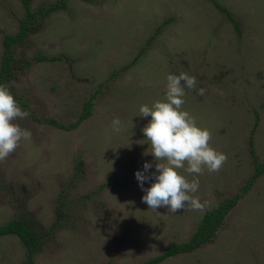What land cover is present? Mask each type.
<instances>
[{
    "label": "rangeland",
    "instance_id": "374dc122",
    "mask_svg": "<svg viewBox=\"0 0 264 264\" xmlns=\"http://www.w3.org/2000/svg\"><path fill=\"white\" fill-rule=\"evenodd\" d=\"M58 1L31 0V9ZM216 1L239 30L211 0H68L15 49L18 61H57L35 60L12 82L30 113L15 123L32 137L0 162V226L27 220L42 246L29 256L17 236L0 237V264H144L187 242L208 210L242 193L256 173L252 135L264 163V0ZM25 15L22 0H0V62L3 35ZM181 72L197 80L185 87L184 110L228 160L198 177L203 211L160 207L157 215L135 175L145 162L153 165L146 174L156 171L142 132L151 117L138 116L139 107L164 99L167 75ZM93 96L92 115L78 127L45 123L71 126ZM162 264H264V172L211 243Z\"/></svg>",
    "mask_w": 264,
    "mask_h": 264
},
{
    "label": "clouds",
    "instance_id": "9594fccd",
    "mask_svg": "<svg viewBox=\"0 0 264 264\" xmlns=\"http://www.w3.org/2000/svg\"><path fill=\"white\" fill-rule=\"evenodd\" d=\"M166 80L164 99L156 100L151 106L144 104L139 107L138 116L151 117L142 132L150 143L147 154L156 161L155 172L146 174L153 165L145 162L144 170L135 173L139 186L145 192L142 201L153 213H157L160 207L173 214L181 209L203 211L208 202L195 195L200 185L198 177L205 170L219 172L228 156L211 146L210 130L199 126L195 117L183 108L185 87L194 89L196 77L181 72L179 75H167ZM199 94L204 95L205 89H199ZM29 115L14 99L8 85L0 84V162L13 154L22 141L31 140V131L15 123ZM111 129L114 132L121 130L119 118L113 119ZM181 170L193 178L187 179ZM153 178L155 182L145 188V181Z\"/></svg>",
    "mask_w": 264,
    "mask_h": 264
},
{
    "label": "trees",
    "instance_id": "16d2710c",
    "mask_svg": "<svg viewBox=\"0 0 264 264\" xmlns=\"http://www.w3.org/2000/svg\"><path fill=\"white\" fill-rule=\"evenodd\" d=\"M67 1L68 0H59L54 4L43 6L38 11L34 12L31 9V0H22L26 15L20 21L19 30L15 34L3 35V50L0 62V84L8 85L12 95L14 96V99L18 102L22 109H26L28 107V103L22 95H20L12 88V82L15 79L18 71L31 67L35 60L38 63L47 61L55 62L57 61V58H49L44 55H38L32 61L25 59H19L18 61L15 59L14 51L18 47L24 45L30 35L36 30V26L42 20H45L54 11H58L61 8H66ZM211 1L215 4L216 8L219 9L220 12L225 13L227 18L231 20L237 30H239L240 25L238 21L234 19L233 14L227 8L220 5L218 1ZM159 31L160 30L158 29L157 33ZM94 101L95 96H93L88 102L85 103L84 111L82 112L78 122L72 124L71 126L61 125L53 119L46 120L45 123L65 130H71L75 127H78L86 119L91 117L93 108L95 107ZM35 121L39 122L41 120L35 119ZM257 127L258 119L255 124V128ZM249 145L251 154L253 156L256 173L254 174L252 180L243 187L242 193L235 196L234 198L226 199L225 201L221 202L217 208L208 210L204 218L200 222L197 230L193 233V235L187 242L168 245L160 255L147 260L144 264H162L170 258L176 257L181 254L191 253L202 245L211 243L213 241L218 231L223 227L225 219L230 214L232 209L238 206L242 197L245 196L254 185L255 180L264 172V163H260L258 161L255 155V151L253 150V148H251L253 145V135L250 139ZM104 185L108 186L112 184ZM4 236H17L26 247L29 256L34 255L37 251L40 250V247L42 246L40 235L34 230L33 227H30L28 221L24 219H15L5 225H1L0 237Z\"/></svg>",
    "mask_w": 264,
    "mask_h": 264
}]
</instances>
